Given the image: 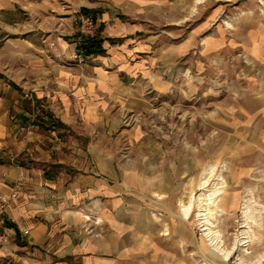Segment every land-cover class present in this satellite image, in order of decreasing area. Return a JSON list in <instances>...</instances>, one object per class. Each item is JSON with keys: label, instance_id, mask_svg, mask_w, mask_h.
<instances>
[{"label": "crops", "instance_id": "obj_1", "mask_svg": "<svg viewBox=\"0 0 264 264\" xmlns=\"http://www.w3.org/2000/svg\"><path fill=\"white\" fill-rule=\"evenodd\" d=\"M181 7V0H0V14L31 16L0 39V197L15 194L0 264L158 258L161 227L144 204L146 173L126 166L132 158L112 137L129 132L120 116L142 114L150 95L176 88L162 72L175 73L192 42H176L159 21L175 20ZM73 10L96 21L102 40L103 52L83 65L64 64L74 50Z\"/></svg>", "mask_w": 264, "mask_h": 264}, {"label": "rangeland", "instance_id": "obj_2", "mask_svg": "<svg viewBox=\"0 0 264 264\" xmlns=\"http://www.w3.org/2000/svg\"><path fill=\"white\" fill-rule=\"evenodd\" d=\"M181 1L179 17L159 21L192 42L162 72L176 88L120 116L129 132L112 137L146 173L144 204L161 227L149 264H264V0ZM14 22L31 16L0 14V39Z\"/></svg>", "mask_w": 264, "mask_h": 264}, {"label": "built area", "instance_id": "obj_3", "mask_svg": "<svg viewBox=\"0 0 264 264\" xmlns=\"http://www.w3.org/2000/svg\"><path fill=\"white\" fill-rule=\"evenodd\" d=\"M73 37L72 46L74 50L68 59L64 62L67 65H83L86 63L87 57L84 54L83 45L94 39L98 33V26L96 21L81 10H73L70 14ZM49 46L52 48L55 46L54 43H50ZM15 197L13 193L10 198L0 197V246L8 243L11 233L10 229L6 224L4 217L6 207L10 204V200ZM27 233L26 231L23 232Z\"/></svg>", "mask_w": 264, "mask_h": 264}, {"label": "trees", "instance_id": "obj_4", "mask_svg": "<svg viewBox=\"0 0 264 264\" xmlns=\"http://www.w3.org/2000/svg\"><path fill=\"white\" fill-rule=\"evenodd\" d=\"M102 52L103 50L101 48L100 40L93 39L86 42V47H85L86 55L100 54Z\"/></svg>", "mask_w": 264, "mask_h": 264}, {"label": "bare ground", "instance_id": "obj_5", "mask_svg": "<svg viewBox=\"0 0 264 264\" xmlns=\"http://www.w3.org/2000/svg\"><path fill=\"white\" fill-rule=\"evenodd\" d=\"M201 199L202 198H198V201H201ZM180 206H181V208L180 209H182V212H183V215H184V217H187L188 215H189V212H190V207H191V203L190 202H188V203H186L185 205L184 204H180ZM202 207L200 206V210H199V212H198V216H200V218H202L206 223H208L209 222V219L208 218H206V214L205 213H203L202 212ZM204 209V208H203ZM204 211H206V210H204ZM208 213V212H207ZM205 214V215H204ZM211 217H212V214H211ZM205 225V224H204Z\"/></svg>", "mask_w": 264, "mask_h": 264}]
</instances>
